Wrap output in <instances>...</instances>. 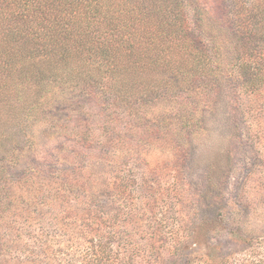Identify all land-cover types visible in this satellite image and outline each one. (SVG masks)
<instances>
[{
    "label": "rangeland",
    "instance_id": "374dc122",
    "mask_svg": "<svg viewBox=\"0 0 264 264\" xmlns=\"http://www.w3.org/2000/svg\"><path fill=\"white\" fill-rule=\"evenodd\" d=\"M67 89L0 130V264L264 261V86L234 119L195 91L127 111ZM189 108L204 128L179 125Z\"/></svg>",
    "mask_w": 264,
    "mask_h": 264
},
{
    "label": "trees",
    "instance_id": "16d2710c",
    "mask_svg": "<svg viewBox=\"0 0 264 264\" xmlns=\"http://www.w3.org/2000/svg\"><path fill=\"white\" fill-rule=\"evenodd\" d=\"M146 1L0 0V130L14 134L62 87L127 111L195 91L211 102L200 110L215 104L234 119L241 93L264 86V0ZM198 114L189 108L179 125L204 128ZM218 199L230 206L220 216L231 214L234 200ZM231 234L240 238V229Z\"/></svg>",
    "mask_w": 264,
    "mask_h": 264
}]
</instances>
